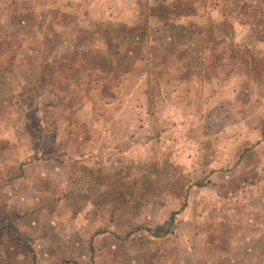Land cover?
<instances>
[{"label": "rangeland", "instance_id": "1", "mask_svg": "<svg viewBox=\"0 0 264 264\" xmlns=\"http://www.w3.org/2000/svg\"><path fill=\"white\" fill-rule=\"evenodd\" d=\"M22 19L65 59L0 75V264H264V0H0Z\"/></svg>", "mask_w": 264, "mask_h": 264}, {"label": "trees", "instance_id": "2", "mask_svg": "<svg viewBox=\"0 0 264 264\" xmlns=\"http://www.w3.org/2000/svg\"><path fill=\"white\" fill-rule=\"evenodd\" d=\"M29 13V12H28ZM23 15L21 17H25ZM35 20L33 25H30L27 20H20L17 24L11 27L9 31L6 28H9L8 24H3V29L0 33V41H8L12 43L13 49L10 51L14 52L13 57L7 59L6 57L2 61V64L5 66L0 67V75L12 83L15 79V69L16 68H26L28 75H23L27 80L32 79L34 82H29V89H35L36 84L41 81L46 80V75L43 72L44 69L47 70L48 66L55 63L57 60H64L65 57L58 53L57 45L53 38V30H44L45 33L42 35L39 34V23H36ZM51 27V26H50ZM55 35V34H54ZM57 36V35H55ZM21 39V43L19 40ZM30 39L32 43H38L36 46H27L23 45L26 40ZM27 49V50H26ZM64 55H72L70 52L65 53Z\"/></svg>", "mask_w": 264, "mask_h": 264}]
</instances>
